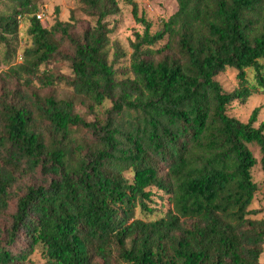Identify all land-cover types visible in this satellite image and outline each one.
I'll return each instance as SVG.
<instances>
[{
	"label": "trees",
	"instance_id": "16d2710c",
	"mask_svg": "<svg viewBox=\"0 0 264 264\" xmlns=\"http://www.w3.org/2000/svg\"><path fill=\"white\" fill-rule=\"evenodd\" d=\"M3 2L0 68L17 55L21 18L35 11L32 0ZM80 2L92 18L80 34L30 17L32 45L10 68L27 87L0 89V215L16 205L0 227V264H33L40 247L45 264H261L264 220L250 219L264 211L250 210L259 188L251 145L264 173L261 109L244 123L228 108L264 95V0H176L160 31L139 21L146 28L122 78L109 59L117 2ZM58 60L70 63L73 95L38 97L33 78L54 86L59 78L40 69ZM227 70L237 73L230 91L218 80ZM107 101L99 120L76 113ZM165 200L161 217L137 218Z\"/></svg>",
	"mask_w": 264,
	"mask_h": 264
},
{
	"label": "rangeland",
	"instance_id": "374dc122",
	"mask_svg": "<svg viewBox=\"0 0 264 264\" xmlns=\"http://www.w3.org/2000/svg\"><path fill=\"white\" fill-rule=\"evenodd\" d=\"M35 10L30 15H25L20 20L17 55L10 65H2L0 68V89L4 87H11L13 89L25 90L27 82L25 79H18V76L11 73L10 68L13 66L21 65L23 63V51L32 45L31 38L28 35L30 27V17L42 14L43 20H39L42 26L46 29H51L57 22L70 23L76 34L83 33L92 23L90 18L82 10L80 0H32ZM120 9L119 14L107 20L109 28L113 30L111 34V49L109 54L110 61L114 64L116 70L120 72L119 77L131 75V55L133 50L131 43L135 41V34H143L145 25L139 21L145 20L151 25V31L156 33L162 29L163 22L168 21L178 10L176 0H115ZM9 4L3 2L0 5V12L5 11ZM166 41L160 43L158 47L163 46ZM118 45L124 53L125 57L120 58L116 54L115 46ZM3 48H1V51ZM49 76L59 79L55 81L54 86H45L39 80L33 78L30 89L40 98L54 97L56 99H65L73 95V90L66 84L65 81L73 77V72L70 63L66 61H50L43 65L40 69V75ZM218 80L223 84L226 90H233L238 86L237 73L234 70H227L224 74L218 77ZM19 83V85H18ZM17 87V88H16ZM112 106L111 102L107 101L102 107L90 109L89 105H82L76 109V113L88 122H93L103 118V114L107 109ZM260 108V113L257 122L254 124L255 128L260 126L264 127V95H256L251 97L245 104L235 102L228 108L229 114L240 120L241 122H248L252 112ZM87 132L85 129H77L76 137H86ZM254 157L258 161V165L251 171L254 182L258 185V191L254 196L251 211L264 210V173L261 169L260 149L251 145ZM127 178H131L132 174H126ZM37 178L34 179H38ZM34 179L26 180L27 184H32ZM163 201L157 196L153 197V202L149 205L155 209L161 205ZM165 202V208L159 212H154L148 217L137 210V218H159L162 213L167 210L168 201ZM15 203L12 204L10 211L5 215H0V227L3 228L11 224V215L15 212ZM163 211V212H162ZM252 220H264V211L259 214L250 216ZM23 239L17 243L22 245ZM33 264H45L47 262L44 249L42 247L36 249L29 257ZM261 264H264V252L260 259Z\"/></svg>",
	"mask_w": 264,
	"mask_h": 264
},
{
	"label": "built area",
	"instance_id": "2783aa9c",
	"mask_svg": "<svg viewBox=\"0 0 264 264\" xmlns=\"http://www.w3.org/2000/svg\"><path fill=\"white\" fill-rule=\"evenodd\" d=\"M37 19L40 20V21L43 20V16H42V14H38V15H37Z\"/></svg>",
	"mask_w": 264,
	"mask_h": 264
}]
</instances>
